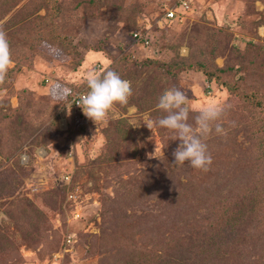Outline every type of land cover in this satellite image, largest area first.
<instances>
[{
	"label": "rangeland",
	"instance_id": "rangeland-1",
	"mask_svg": "<svg viewBox=\"0 0 264 264\" xmlns=\"http://www.w3.org/2000/svg\"><path fill=\"white\" fill-rule=\"evenodd\" d=\"M42 1L14 0L7 10L13 0H0V27L7 32L14 61L0 85V110L5 115L15 111L8 122L22 135L16 139L6 133L8 142L0 143V174L15 185L7 197L0 192V221L8 220L5 207L16 195L28 204L41 230L44 241L34 250L21 245L18 264H138L142 245L148 242L151 248L157 238L171 239L174 188L195 190L192 186L206 182L212 170L236 171L230 156L242 150L250 162L260 156L264 162V153L256 149L264 147V128L257 129L264 124L263 109L188 67L205 60L217 70L230 66L239 92H255L264 103V0H188L182 23L163 18V5L174 0H50L45 7ZM133 33L148 44L137 42ZM240 53L253 60L252 72L242 69ZM147 59L156 64L140 66ZM157 64L169 66L170 72L158 70ZM106 67L131 81L133 94L126 105H115L104 121L94 123L70 101L87 92L89 72ZM172 86L189 98V123L201 107L227 106L219 121L227 134L213 131L206 138L212 157L207 172L187 161L175 165L172 153L180 143L175 133L147 127L165 113L142 103L157 105ZM64 88L72 91L67 99H61ZM23 91L31 105L21 114ZM22 122L36 128L32 137L21 131ZM201 194L206 204L220 198ZM129 225L136 230L134 241L142 244L137 248L124 244L128 235L123 228ZM8 226L12 234L1 239L0 264H10L6 255L14 228ZM220 230H214L210 245L225 250L234 264H264V230L239 221Z\"/></svg>",
	"mask_w": 264,
	"mask_h": 264
},
{
	"label": "trees",
	"instance_id": "trees-1",
	"mask_svg": "<svg viewBox=\"0 0 264 264\" xmlns=\"http://www.w3.org/2000/svg\"><path fill=\"white\" fill-rule=\"evenodd\" d=\"M42 2L44 4L43 7H45L46 4L51 3L50 0H43ZM14 6L15 4L13 0L12 5L9 6L7 10H12ZM52 12L53 15L58 14L57 10H52ZM45 16H50V10H47ZM137 42L141 43V41ZM241 55L242 53L238 54V57L245 61L244 66H246H243L242 69L248 73L252 72L253 69L251 65L253 60L250 58L248 59L246 54L243 56ZM215 56L216 52L212 46L209 51V62L211 65H213V58ZM232 56L233 54L230 55L229 58ZM206 62H208V60H205V63L202 64H190L188 67L200 71L208 82H216L218 85L228 90L229 93L248 99V101L264 111V103L260 100L258 101L255 92H249L246 94L239 92L241 91L238 89L239 85L237 86L236 81L231 78L230 72L233 71L232 67L227 66L224 69L217 70L208 65L206 66ZM153 64L156 63L147 59L142 61L140 66ZM157 69L166 74L170 72V67L164 64H157ZM241 79H243V77H241ZM241 79H239V81ZM24 94L25 91L21 92L23 99L19 100L21 104L17 109L21 114L25 113L27 108L31 105L30 102L24 100ZM137 95L138 92L136 91V96ZM154 103L155 102L152 101H145L142 104L150 109L153 107L152 109L162 113ZM136 104L137 103L134 102L133 106H136ZM11 110L7 115L3 114L0 110V143L3 144L8 142L7 139L9 135L16 139L22 137L19 131L8 122L15 112L14 110H12L13 112ZM14 121L17 122V119L14 118ZM261 127L264 128L263 122L257 129H262ZM20 128L23 133L30 134L29 137H32L36 132V128L33 127L31 123L25 124V122H22ZM6 133L9 134L8 137L3 138V135ZM256 149L260 153H264V147L259 148L258 146ZM243 151L244 150L240 151L241 153L238 152L235 155L233 154L230 156V159L236 165V171H227L225 168L221 167L222 170H212L210 176H205L203 179L206 182H199L197 187L192 186L195 190H189L186 188L184 191H179L178 188H174L175 193L173 194H175V196L171 197L172 200H174L175 197V200L171 201L174 213L172 215V220L170 221L171 223L169 224L170 227L173 226V230H169L171 236L170 240L164 237L157 238L156 242L150 245L151 248H147L146 245H148V242L142 245L134 241L136 235L134 233L136 230L131 231L129 229V227L134 228L133 226L129 225L126 228H123V233L128 235L125 240L126 242H124L125 246H136L137 248L138 245H142L143 247L142 251L137 252L138 264H227V262H229V264H234L231 260V255L225 253V250L210 245L211 241L214 242V230L225 229L226 226H232L235 221H239L241 224H248V227L251 226L253 228L254 226L256 230H264L263 158L260 156L257 161L250 162L246 155L242 156ZM0 177V192L5 191L7 197L8 194L13 192L15 185L11 184L9 181L4 182L7 178H4L3 174H0ZM226 177L229 178V181ZM207 183H214V186H208ZM167 189L169 192L172 188ZM199 190L202 191L201 196H205V194L211 197L217 195L220 196V198L213 201L211 200V204H206L204 203L205 200L200 198ZM127 193L128 192L122 193L121 198H126ZM179 198L182 199L180 203H178ZM14 199L17 201H13ZM108 199L109 203L111 199ZM13 200H11V204L5 207V213L8 220L0 221V245L2 243V238L7 240L6 237L9 236H6L7 233H10V235L12 234V231L8 230V225H11V227L13 226L12 240L10 243L7 242V244L9 243L8 245L11 253L7 252L6 256L10 259V264H18L17 259L20 246L23 245L30 250H34L35 244L40 241L43 242L44 238L40 232L41 230L37 228L38 225L33 223V218L28 214V212H30L27 206L28 204L16 195L13 197ZM196 209L198 212H196ZM200 209H204V211L199 212ZM182 231H185L186 234H183ZM3 249L2 244L0 247V255ZM219 251L226 254L227 259H223L224 257L221 258ZM233 258L234 257H232V259Z\"/></svg>",
	"mask_w": 264,
	"mask_h": 264
},
{
	"label": "clouds",
	"instance_id": "clouds-1",
	"mask_svg": "<svg viewBox=\"0 0 264 264\" xmlns=\"http://www.w3.org/2000/svg\"><path fill=\"white\" fill-rule=\"evenodd\" d=\"M13 62L7 32L0 27V85L5 83ZM86 85L87 92L76 104L94 123L104 121L115 105H126L133 94L131 81L122 78L110 67H106L102 72H89ZM63 93L61 99H67L72 95L69 88H64ZM156 106L165 115L151 120L147 127L164 128L175 133L173 139H178L180 143L172 153L174 164L182 166L187 161L191 168L207 172L212 164V157L208 151L206 138L213 131L221 136L227 134L226 129L219 123L226 114L227 106L212 103L201 107L194 118V123H189V98L176 86L164 89L158 97ZM21 159L23 162L24 158Z\"/></svg>",
	"mask_w": 264,
	"mask_h": 264
},
{
	"label": "built area",
	"instance_id": "built-area-1",
	"mask_svg": "<svg viewBox=\"0 0 264 264\" xmlns=\"http://www.w3.org/2000/svg\"><path fill=\"white\" fill-rule=\"evenodd\" d=\"M190 10V4L188 0H174L173 3L169 6L163 5V8L161 10L164 20L168 22L176 21V22H183L186 18V14ZM133 38L136 39V41H141L143 45H147L148 41L141 38L136 33L132 34ZM84 94V92L76 93L72 96L70 104L74 108H79V106L76 104L79 102L80 97ZM72 199V197H69V200ZM70 238L66 240V243H70Z\"/></svg>",
	"mask_w": 264,
	"mask_h": 264
},
{
	"label": "bare ground",
	"instance_id": "bare-ground-1",
	"mask_svg": "<svg viewBox=\"0 0 264 264\" xmlns=\"http://www.w3.org/2000/svg\"><path fill=\"white\" fill-rule=\"evenodd\" d=\"M82 212V211H81Z\"/></svg>",
	"mask_w": 264,
	"mask_h": 264
}]
</instances>
